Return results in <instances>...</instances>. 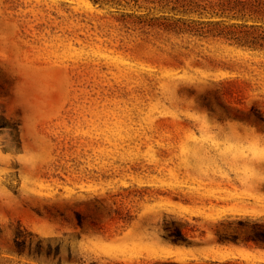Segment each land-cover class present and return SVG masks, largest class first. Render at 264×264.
<instances>
[{"label":"rangeland","instance_id":"374dc122","mask_svg":"<svg viewBox=\"0 0 264 264\" xmlns=\"http://www.w3.org/2000/svg\"><path fill=\"white\" fill-rule=\"evenodd\" d=\"M168 2L0 0V264H264L209 230L264 216V50L124 15Z\"/></svg>","mask_w":264,"mask_h":264},{"label":"trees","instance_id":"16d2710c","mask_svg":"<svg viewBox=\"0 0 264 264\" xmlns=\"http://www.w3.org/2000/svg\"><path fill=\"white\" fill-rule=\"evenodd\" d=\"M99 1V0H96ZM117 4H130L131 0H102ZM170 0H159L166 9ZM156 2V0H152ZM138 4V0H135ZM183 9H179V8ZM172 10L187 13V18L170 13L160 15L124 13L136 17V22L159 30L197 36L200 38L224 39L231 45L243 48L264 50V0H187L186 4L173 5ZM165 11V10H164ZM190 222L187 221V227ZM163 236L178 244L201 245L193 241L185 222L175 218L164 219ZM213 239L220 244H244L264 250V216L228 215L213 221L209 229ZM1 232V231H0ZM208 229H201L206 236ZM155 264H241L237 260L203 258L188 262L174 260L157 261Z\"/></svg>","mask_w":264,"mask_h":264}]
</instances>
